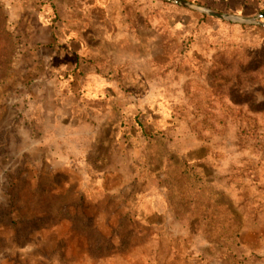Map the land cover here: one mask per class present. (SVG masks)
I'll return each mask as SVG.
<instances>
[{"label":"rangeland","instance_id":"374dc122","mask_svg":"<svg viewBox=\"0 0 264 264\" xmlns=\"http://www.w3.org/2000/svg\"><path fill=\"white\" fill-rule=\"evenodd\" d=\"M170 4L0 0V264H264V27Z\"/></svg>","mask_w":264,"mask_h":264},{"label":"water","instance_id":"95a60500","mask_svg":"<svg viewBox=\"0 0 264 264\" xmlns=\"http://www.w3.org/2000/svg\"><path fill=\"white\" fill-rule=\"evenodd\" d=\"M164 1L173 3L175 5H179L182 7H187V8L196 10L198 12H201L203 14L212 16L220 20H225V21L234 22V23H241V24H255V25L264 27V15L263 14L260 15L259 17H243V16H237L233 14H224V13L218 12L208 7H203V6L193 4L186 0H164Z\"/></svg>","mask_w":264,"mask_h":264},{"label":"trees","instance_id":"16d2710c","mask_svg":"<svg viewBox=\"0 0 264 264\" xmlns=\"http://www.w3.org/2000/svg\"><path fill=\"white\" fill-rule=\"evenodd\" d=\"M158 2H160L163 6H166V5H172L170 4V2H165V1H162V0H156ZM51 3V6L52 8H54L53 10V16H50L48 15V18L50 19V23H51V26H52V29H53V33L54 35L58 38L59 36V33H60V29H59V11L58 9H56L57 7L55 6L54 2H50ZM166 163V161L164 162ZM183 165L185 166L184 167V170H182L183 174L185 176H188L189 179L193 182L192 185H190V187L188 188V190H184L182 193H181V198L185 200V202L190 206V211H195L196 212V215H197V208L193 209L194 205H195V201L194 199L192 198V189H193V186L198 182V179H194V178H198L199 174L196 173L195 169L194 168H191L188 164L186 163H183ZM192 186V188H191ZM190 194V195H188ZM197 204V202H196ZM196 216H193L192 218H195Z\"/></svg>","mask_w":264,"mask_h":264},{"label":"crops","instance_id":"0c3cea01","mask_svg":"<svg viewBox=\"0 0 264 264\" xmlns=\"http://www.w3.org/2000/svg\"><path fill=\"white\" fill-rule=\"evenodd\" d=\"M56 6V5H55Z\"/></svg>","mask_w":264,"mask_h":264}]
</instances>
